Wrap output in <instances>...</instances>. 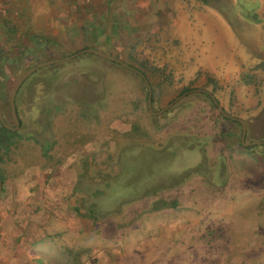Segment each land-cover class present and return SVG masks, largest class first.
Wrapping results in <instances>:
<instances>
[{
    "label": "rangeland",
    "instance_id": "obj_1",
    "mask_svg": "<svg viewBox=\"0 0 264 264\" xmlns=\"http://www.w3.org/2000/svg\"><path fill=\"white\" fill-rule=\"evenodd\" d=\"M124 14L120 21L129 28L150 23L144 35H129L136 44L133 54L128 48L98 51L144 74L152 112L186 91L205 92L191 91L153 115L141 78L118 63L82 53L37 68L16 90V135L5 141L4 151L0 147V176L4 189L12 188L8 199L21 196L16 178L25 169L27 196L48 204L42 209L46 219L67 218L72 243L89 245L91 264L107 250L109 264H264V144L242 143L264 140V78L255 68L249 71L264 61V0H155L140 12L144 16ZM73 35L62 36L65 45H75ZM25 36L0 32V110L10 127L16 81L54 59L53 53L61 56L39 36L36 41ZM206 73L229 80L211 82ZM217 96L255 103L233 112L221 107L229 117H246L244 138L236 146L227 133L230 119L213 104H219ZM233 152L252 161H235ZM194 153L201 156L197 171L191 166ZM33 161L61 171L58 190L47 189ZM219 161L226 164L224 171L211 168ZM236 162L240 176L232 171ZM7 193L0 188V202ZM173 197L189 208L171 207ZM153 203L160 209L153 212ZM158 224L161 235L153 232ZM158 237L182 240L163 241L156 252L141 248L148 246L143 240L153 244ZM133 244L140 253L131 250Z\"/></svg>",
    "mask_w": 264,
    "mask_h": 264
},
{
    "label": "crops",
    "instance_id": "obj_2",
    "mask_svg": "<svg viewBox=\"0 0 264 264\" xmlns=\"http://www.w3.org/2000/svg\"><path fill=\"white\" fill-rule=\"evenodd\" d=\"M128 1L129 2H127V0H0V32L3 34H8L11 32H15L17 34L28 33L29 36H25V39H27V41H29V38L34 39L35 37L39 36L41 40L46 41L50 48L61 51V53H59V55H61L59 56V58L55 53H53L54 59L52 60L69 57L76 52H80L79 54L89 53L82 52V50L90 48L94 50L93 47H95V43H98L96 47L98 49H95L96 51L101 50L100 48H104L105 52H107V49L109 50L111 48L117 51L119 49L124 50L125 48H128V51L133 54V47L136 44L134 43V46L131 45L130 42H132L133 40H128L129 35L134 31H136V34L138 36L144 35L147 32H145V30L143 29L150 26V23L146 22L140 27L133 26L129 28L128 26H126V23H122L120 19L127 16L124 14V11L128 12L130 16H144L140 15V12L143 13L148 11L151 7V4L155 2V0ZM131 10L134 12H131ZM135 12H137V14H135ZM118 26L122 27V29H118ZM66 30L68 32H74L76 34L71 37V40L75 45L68 46L64 44L65 42L62 36H66V33H68ZM112 37H114L115 39L114 44H111V40L113 39ZM71 40L69 39V41ZM33 41H36V39H34ZM63 52H66L64 53L65 55L62 54ZM149 53L150 52L148 51L147 54ZM70 58H73V56L69 57L68 59ZM60 62L62 61H59L57 63ZM161 68L164 69V67ZM253 68H255V72H260L259 75L261 76V79L263 81L264 61L254 64L249 71L252 72L251 69ZM240 69L242 68L240 67ZM200 72L202 71H198L196 73V76ZM206 74L210 77L211 82H214L216 80L222 81V79H224L225 81L229 80L228 75L225 74L224 77L221 76L219 79L213 78L208 73ZM192 79L194 78H191L190 80ZM251 80L247 81L246 83L251 82ZM191 91L202 90L192 89L186 91L185 94ZM216 99L219 102L218 105L222 107V109L228 108L227 111L231 109V112L236 109H244L245 107L243 106H255L254 102H248V100L244 103L243 101L241 102L239 97L238 100L235 99V103L230 101L229 98L227 102L224 101V99L220 100L219 96H217ZM256 106H258V104ZM242 116L243 115L238 113L233 114V116L230 117L243 120L246 130V117ZM229 119L232 123V127L231 130L227 131V133L229 132V134L233 136L232 138H236L235 143L231 142V144H233L231 147H233L234 145L236 146V142H238L237 140L240 139L241 125L235 119ZM253 140L254 139H250V141ZM186 150L188 149L186 148ZM186 150H184V152ZM189 150H195V152L198 151L194 147H190ZM244 154H242L241 152L235 153L234 155L236 156V158H234V160H247V162L252 161L250 155ZM194 157L195 163L189 162L188 164L193 163L191 165L192 170L194 169L195 171H197L199 163H201V156H197L194 153ZM194 157L192 161L194 160ZM257 162H259V160ZM24 164L25 163H23V167L26 168ZM257 165H262V163L260 162ZM234 166L235 167L232 171H234L235 175L240 176L243 170H241V167L238 166L237 162L236 164H234ZM34 168L37 167L35 166ZM211 168H213V170L220 168L222 169V171H224L227 167L224 162L219 161L216 162V165L212 166ZM39 169L42 170L43 180H45L49 185V188L47 189L58 190V185L56 186V184H58V179L62 177V173H60L61 171L58 172L56 170H51V168L43 169L41 167ZM47 172L49 173L48 177L45 176V173ZM22 173H18V177L16 176V185L21 190V192H18L19 195L21 194L19 198H15L13 200L8 199V197L10 196L7 195H12V193H10L12 188L9 189L10 191L7 190L9 191L7 193L6 189H4L5 186L3 183V179L1 183L2 192L4 190V193L7 194L6 200L0 202V264H91L92 256L91 251L88 248L89 245L86 244L84 247V245L82 244L72 243L73 234L71 233V227H69L70 225L67 218H53L50 216V219H46L44 216H42L44 215L42 214V209H44V207H47L48 204L42 202V200L40 199L37 200L36 197L27 196L25 192L26 183L30 179V177L28 176L26 178L27 172L25 171V169L22 171ZM208 173L210 172L206 171V174ZM218 187L220 188L221 186ZM15 194L17 193H14L13 196ZM32 198L34 200H32ZM163 199H165V197ZM179 199L181 198L179 197ZM179 199H175L173 197V199L170 200V206L176 208L177 205L180 206L178 209H182L183 206L177 201ZM233 199L231 200V202L233 201ZM173 202L174 205L172 204ZM160 203H163V205H161L162 207L166 206V201L160 200ZM51 205L53 204L49 201V206ZM152 206L154 207L152 208L153 212L160 209L161 207L157 206L155 203H153ZM15 208H18V212H16L17 214L14 211ZM183 208L188 209L189 206L185 205ZM160 224L164 223L161 221ZM156 226L157 227L154 228L153 232L159 233L158 230L162 227L159 224ZM159 235L161 234L159 233ZM155 240L156 241L153 240V244H150L148 240H143L142 243L148 246H143L141 248H154L153 250L156 252L158 248H161L160 245L163 241L171 242L174 245L175 241H177L176 243L178 244L179 242H181L182 238L170 240L167 237H158ZM134 247L135 245L133 244L131 250H133L134 253H140L138 252L139 249ZM171 248L172 246L167 247V249L169 250H171ZM108 252H110V250H107V252H98L99 257L103 258L101 260H98L99 258L97 259L98 264H109L107 263V259H105L107 256L106 253ZM113 252L115 253V251ZM119 253H117V255H119ZM163 255L164 253H162L160 256ZM93 257L97 256L93 255Z\"/></svg>",
    "mask_w": 264,
    "mask_h": 264
},
{
    "label": "water",
    "instance_id": "obj_3",
    "mask_svg": "<svg viewBox=\"0 0 264 264\" xmlns=\"http://www.w3.org/2000/svg\"><path fill=\"white\" fill-rule=\"evenodd\" d=\"M82 52H89V53H92V54H95L97 56H100L108 61H111V62H114V63H118L119 65H121L122 67L126 68L127 70H130L132 72H134L137 76H139L141 78V80L143 81L145 87H146V90H147V95H146V106H147V110L148 112H150L151 114L153 115H156V114H159L161 112H163L165 109H167L175 100H177L179 97H181L182 95H184L186 92H184L182 95L180 96H177L174 100H172L171 102H169L164 108H162L161 110L157 111V112H152L151 111V89H150V86L148 84V81L146 80L145 76L139 71L137 70L136 68L126 64V63H123V62H120L118 59L112 57V56H109V55H106V54H103L101 52H98L96 50H92V49H84L82 50ZM80 52H76L74 54H72L71 56L69 57H74L76 56L77 54H79ZM69 57H65V58H61V59H56V60H50V61H46V62H42L40 64H37L36 66L28 69L26 72H24L20 78L16 81V83L14 84L12 90H11V93H10V97H9V106H10V112H11V115H12V118H13V122H14V125L12 127H10L9 125H7L3 118H2V113H1V110H0V124L5 127L6 129H9L11 131H14L17 127H18V119H17V116L15 114V108H14V96H15V93H16V90L18 88V86L20 85V83L30 74L32 73L33 71H35L37 68L39 67H42V66H45V65H49V64H52V63H57L59 61H63V60H66L68 59ZM215 103V101H214ZM216 108L218 110V112H220L221 114L225 115L226 117L228 118H231V119H235L236 121H238L241 125V134H240V139L243 140L244 138V133H245V124L243 122V120L239 119V118H233V117H229L227 116L226 114H224L222 112V109L221 107L216 104ZM243 145H258V144H264V140H253V141H250V142H247V143H244L242 142ZM0 188H1V181H0Z\"/></svg>",
    "mask_w": 264,
    "mask_h": 264
},
{
    "label": "trees",
    "instance_id": "obj_4",
    "mask_svg": "<svg viewBox=\"0 0 264 264\" xmlns=\"http://www.w3.org/2000/svg\"><path fill=\"white\" fill-rule=\"evenodd\" d=\"M138 70V69H137ZM141 72V71H140ZM142 73V72H141ZM143 74V73H142ZM144 75V74H143ZM210 96V94H207V97H209ZM151 100H152V96H151ZM213 104L214 105H216V102L214 103L213 102ZM14 135H16V132H14V131H11V130H9V129H6L5 127H3L1 124H0V147H2V149L3 150H1V151H4L5 150V141L6 140H10L12 137H14ZM49 147V145L46 143L45 144V147H44V149H43V151H45L47 148ZM0 155H2V153L0 154ZM52 163H54V160H51V162H50V164H52ZM31 165H33V164H36V165H39L40 166V164H38V163H36V161H33V162H31L30 163ZM29 164V165H30ZM41 167V166H40ZM41 168H45V166L43 165ZM48 175H49V173L47 172V173H45V176L46 177H48ZM0 180H1V183H2V177L0 176ZM173 205H174V202L172 203ZM78 210H80L79 208H78ZM91 210V209H90ZM89 214H90V212H89ZM95 215V214H94ZM97 217V216H96ZM98 219H99V217H98Z\"/></svg>",
    "mask_w": 264,
    "mask_h": 264
},
{
    "label": "flooded vegetation",
    "instance_id": "obj_5",
    "mask_svg": "<svg viewBox=\"0 0 264 264\" xmlns=\"http://www.w3.org/2000/svg\"><path fill=\"white\" fill-rule=\"evenodd\" d=\"M255 20V19H254ZM256 21H261V19L259 18V19H256Z\"/></svg>",
    "mask_w": 264,
    "mask_h": 264
}]
</instances>
